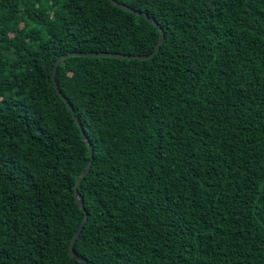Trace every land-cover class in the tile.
Instances as JSON below:
<instances>
[{"label":"trees","instance_id":"16d2710c","mask_svg":"<svg viewBox=\"0 0 264 264\" xmlns=\"http://www.w3.org/2000/svg\"><path fill=\"white\" fill-rule=\"evenodd\" d=\"M116 1L0 0V264H86L84 212L91 264H264V0ZM160 28L60 61L85 140L55 60Z\"/></svg>","mask_w":264,"mask_h":264},{"label":"water","instance_id":"95a60500","mask_svg":"<svg viewBox=\"0 0 264 264\" xmlns=\"http://www.w3.org/2000/svg\"><path fill=\"white\" fill-rule=\"evenodd\" d=\"M110 1L117 7H120L122 9L128 10V11L133 12V13L138 14V15H143L142 12H140L139 10H135V9H133V8L123 4V3H120V2H118L116 0H110ZM144 17L147 18L148 20H150L151 22L157 24V26H159L154 18H152V17H150L149 15H146V14L144 15ZM162 41H163V30L160 28V36H159V40H158L157 46H156L154 52L151 55H127V54H116V53H107V52H69V53L62 54V55L58 56V58L54 62V66H53V70H52V82H53V85L55 87V90H56L57 94L66 102L67 107H68L69 111L71 112L73 118L75 119L76 123L80 127L81 133L83 134V137H84L85 140H87V137H86V135L84 134V132H83V130L81 128V124H80L78 118L76 117L72 106L67 101V99L61 94V92L59 91V89L57 87L56 81H55V71H56V68H57L58 64L60 63V61L63 58H65V57L73 56V55L113 56V57H124V58H133V59H147V58H150L153 54H155L158 51L159 46L162 43ZM88 146H89V149H90L89 160H88L87 164L82 169L80 175L76 178V180H75V182L73 184V194H74L75 200L79 204V206L81 207L82 210H84L83 209V205H82V198H81L80 194L77 191V184L83 178V176L87 173V171L89 169V166L91 164V161H92V146H91L90 142H88ZM86 218H87V214L84 212L83 218H82L81 222L79 223L77 229L75 230V232H74V234H73V236H72V238L70 240L69 254L71 256L79 259V260H83L86 264H91L88 261H86L83 258H81L80 256H78L77 254H75V252L73 250V244H74V242L76 240V237L78 236L79 232L81 231V229H82V227H83V225H84V223L86 221Z\"/></svg>","mask_w":264,"mask_h":264}]
</instances>
